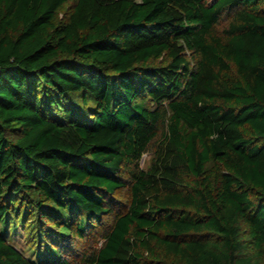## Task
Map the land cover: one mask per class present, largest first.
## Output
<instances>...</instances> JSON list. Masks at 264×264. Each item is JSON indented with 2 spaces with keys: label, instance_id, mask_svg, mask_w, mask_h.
Masks as SVG:
<instances>
[{
  "label": "trees",
  "instance_id": "16d2710c",
  "mask_svg": "<svg viewBox=\"0 0 264 264\" xmlns=\"http://www.w3.org/2000/svg\"><path fill=\"white\" fill-rule=\"evenodd\" d=\"M0 264H264V0H0Z\"/></svg>",
  "mask_w": 264,
  "mask_h": 264
},
{
  "label": "rangeland",
  "instance_id": "374dc122",
  "mask_svg": "<svg viewBox=\"0 0 264 264\" xmlns=\"http://www.w3.org/2000/svg\"><path fill=\"white\" fill-rule=\"evenodd\" d=\"M150 146L146 153L143 154L139 165L140 168L146 169V167L149 164L150 158L152 156V151ZM115 197L119 201H122L126 203L127 197H128V189L125 187L118 188L115 191ZM11 242H13L24 254L27 256L33 255L32 252L34 250V244L32 237H30V223L29 225L20 227L15 229V231L12 233ZM103 243V237L100 235V233H97L95 235L88 236L85 239L79 240L78 244L76 245V251L77 253L81 251H90L92 249H95V247L100 246ZM34 257V256H33Z\"/></svg>",
  "mask_w": 264,
  "mask_h": 264
}]
</instances>
